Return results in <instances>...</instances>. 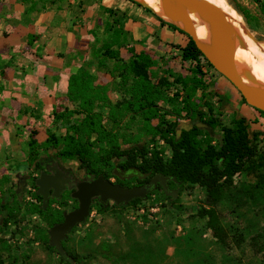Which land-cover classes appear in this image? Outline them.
I'll return each instance as SVG.
<instances>
[{"label": "rangeland", "instance_id": "374dc122", "mask_svg": "<svg viewBox=\"0 0 264 264\" xmlns=\"http://www.w3.org/2000/svg\"><path fill=\"white\" fill-rule=\"evenodd\" d=\"M225 1L239 14L249 37L264 46V15L259 5L253 0ZM131 56L124 59L119 54L117 62L107 57L102 59L107 77L104 79L105 85L97 87L107 97L105 104L108 106L126 99L120 69L114 66L126 64ZM178 62L182 63L181 60ZM181 65L182 73L181 70L173 69L167 74L159 67L152 69L149 77L156 85V93L164 98H172L178 93L175 98L180 104L183 90L176 80L180 78L188 82L197 76L202 82V89L196 92V98H202L199 103L203 122H194L186 117L176 119L168 115L164 118L165 123L159 125L160 134L155 136L141 132L144 126L137 122L130 124L125 132L132 131L137 135L141 132L139 142L132 147H137L138 152L143 147L147 157L157 152L167 163L171 158V148L165 138L172 133L179 136L181 131L190 129L196 123L201 130L198 139L202 149L208 143L219 149L223 143L224 130L235 129V123L243 119L255 156L248 159L241 171L223 184L221 198L214 206L223 229L222 238L213 235L207 220L198 213L200 208L207 206L206 190L199 185H179L175 182L169 183V188L177 191L174 200L159 187L144 201L121 207H115L110 202L105 211L98 200H94L87 220L75 226L64 241V249L73 262L61 259L49 244V231L53 226L50 227L48 220L41 215L30 214L28 210L32 205L40 204L34 197L36 190L31 188V182L42 171L46 172L52 161L78 181L91 174L90 167L79 160L68 161L57 154L63 147L66 123H73L74 119L80 118L78 115H66L68 120L54 117L48 134L59 139V143L56 147L51 143L47 150L40 152L33 176L30 175L29 193L26 190L20 196L19 204L13 205L15 211L11 216L0 213V261L3 264H264V123L252 128L247 120L239 117L241 112L237 100L242 101L241 94L204 57ZM215 78L227 84L236 94L237 100L231 91L223 94L215 91V88H223ZM163 79L166 81L163 82ZM157 104L160 107L167 106L162 100H157ZM99 105L103 103L99 101ZM75 107L66 109L74 110ZM97 111L105 115L101 108ZM158 122V119L152 120V125L157 126ZM103 123L108 129L113 125L106 119ZM91 141L95 145H109L95 136ZM110 165L115 169L119 161L112 160ZM115 179L114 174L109 178L110 181ZM131 182L138 183L137 180ZM15 186L14 191L17 189ZM73 191L68 189L64 192L59 199L61 203L52 205V209L63 212V215L74 210L77 201L71 198Z\"/></svg>", "mask_w": 264, "mask_h": 264}, {"label": "crops", "instance_id": "0c3cea01", "mask_svg": "<svg viewBox=\"0 0 264 264\" xmlns=\"http://www.w3.org/2000/svg\"><path fill=\"white\" fill-rule=\"evenodd\" d=\"M103 41L124 59L132 50L148 54L149 74L159 67L182 73L183 62L178 61L187 37L138 3L0 0V192L23 195L30 190L35 166L28 162V141L43 143L54 114L75 105L69 96L77 88V72L91 74L96 87L105 85L107 74L97 61ZM215 81L223 86L215 91H231L237 100L227 84ZM237 102L239 117L252 128L264 123V114Z\"/></svg>", "mask_w": 264, "mask_h": 264}, {"label": "trees", "instance_id": "16d2710c", "mask_svg": "<svg viewBox=\"0 0 264 264\" xmlns=\"http://www.w3.org/2000/svg\"><path fill=\"white\" fill-rule=\"evenodd\" d=\"M129 1L137 3L134 0ZM253 1L259 5L261 13L264 15V2L262 0ZM146 9L152 12L149 8ZM157 18L162 24L174 28L187 37L188 42L181 49L182 62H196L200 57H203L183 30L164 21L159 16ZM113 47L111 43L108 44L103 41V45L97 51L99 67L104 66L102 59L105 57L109 60L119 61V51L118 49L114 50ZM131 54L132 56L126 64L122 63L121 66H114V68L120 69L121 85L126 96L123 102L114 106L105 104L107 97L100 88L94 85V77L91 74L84 70L77 72L79 82L76 90L69 96L71 101L75 103V109H66L63 113L54 114V117L57 120H68L65 117L66 115L68 117L78 115L80 118L74 119L73 123H66L67 132L62 139L63 147L57 154L68 161L79 160L82 164L90 167L91 174L96 178L100 175L105 179L113 176L114 168L110 165V162L118 160L119 167L123 170L136 167L142 173H150V176L159 173L173 176L175 182L179 185L192 184L203 187L206 190L207 206L200 208L198 213L207 220V226L213 232V235L221 239L223 229L214 206L221 198L220 192L223 184L240 172L248 159L255 156L246 128L243 125V119L235 123V129L224 130L223 143L219 149L209 143L202 149L201 142L198 139L201 130L194 123L190 129L181 131L179 136L172 133L171 136L165 138L167 145L171 148L169 162L165 163L157 152H153L147 157L143 147L138 152L137 147H132V145L139 142L140 133L146 132V135L152 136L160 134L159 125L165 123V116H174L176 119L186 117L194 122H203V114L199 103L202 98L201 100L196 98V92L202 89V82L197 76L191 78L188 82L178 78L176 83L181 84L183 90L180 104H178V99L175 98L178 97V93L172 98H164L155 92L156 85L149 77L151 57L144 52L134 53L133 50ZM196 69L199 70V67L197 66ZM164 73L168 74L167 71H164ZM162 81L164 82L166 79ZM157 100L165 101L167 106L160 107ZM99 101L103 103L102 106L99 105ZM242 101L246 104L243 98ZM98 108H101L105 115L98 112ZM209 110H211L210 106ZM258 112L264 114L261 111ZM125 118L127 119L124 121ZM105 119L113 124L111 128L108 129L105 126L103 123ZM155 119L159 121L157 126L152 125V120ZM123 121L124 123L121 124ZM133 122L144 126V129L138 135L132 131L125 132ZM93 136L109 145H95L91 141ZM51 143L56 147L59 139L50 134L41 144L36 139H30L28 141L29 164L36 166L40 150H47ZM35 180L33 178L31 188H35L34 197L40 204L39 206L32 205L28 213L41 215L48 220L50 227L61 223L63 212L52 209V205L61 202L50 198L47 206L44 207L42 198L37 195ZM132 180H137L138 184L141 185L147 182L149 178L139 180L133 177L131 180L126 181L117 179V183L121 186H127L128 182ZM175 182H170V184ZM21 194H16L11 190L0 192V213L11 216V213L15 211L13 205L19 204ZM148 195H152V193ZM138 202H141V200H133L128 205H134ZM99 205L102 210H106V207ZM0 264L3 263L0 261Z\"/></svg>", "mask_w": 264, "mask_h": 264}, {"label": "water", "instance_id": "95a60500", "mask_svg": "<svg viewBox=\"0 0 264 264\" xmlns=\"http://www.w3.org/2000/svg\"><path fill=\"white\" fill-rule=\"evenodd\" d=\"M168 1L164 0L163 2L165 9ZM173 2L175 12L184 24V28L180 29L189 36L207 62L239 91L246 104L264 113V91L252 84L243 82L237 72L233 57L232 35L224 13L207 0H173ZM140 4L149 8L142 3ZM191 12H196L211 21L214 46L212 51L207 50L199 43L196 28L190 16ZM166 22L174 25L171 21ZM47 170L49 173L42 171L35 180L37 195L42 198L44 207L50 198L59 200L71 180V177L67 176L54 162ZM113 174L121 181L133 177L139 180L149 178V181L143 186L126 187L112 183L102 175L96 178L94 175L88 174L86 180L77 182L74 191L71 193V198L77 201V207L68 213H64L63 221L54 225L49 231V244L57 251L61 259L73 262V258L66 253L62 243L75 226L81 225L87 220L95 199H98V202L104 207H107L110 202L121 207L136 199L146 200L148 194L155 191L157 186L172 200L177 195V191L169 188V183L175 182L173 176L160 173L150 176V173H142L136 167L127 170L116 167Z\"/></svg>", "mask_w": 264, "mask_h": 264}, {"label": "bare ground", "instance_id": "6f19581e", "mask_svg": "<svg viewBox=\"0 0 264 264\" xmlns=\"http://www.w3.org/2000/svg\"><path fill=\"white\" fill-rule=\"evenodd\" d=\"M148 6L154 14L165 21H171L183 29L182 19L174 9L173 0H169L166 9L164 0H135ZM216 5L225 15L233 40V57L235 67L242 81L252 84L264 91V46L255 43L247 34L239 14L225 0H207ZM199 43L209 51L213 46V28L211 21L196 12H191ZM244 20V19H243ZM250 76V77H249Z\"/></svg>", "mask_w": 264, "mask_h": 264}, {"label": "flooded vegetation", "instance_id": "af4514ba", "mask_svg": "<svg viewBox=\"0 0 264 264\" xmlns=\"http://www.w3.org/2000/svg\"><path fill=\"white\" fill-rule=\"evenodd\" d=\"M55 163V162H54ZM55 164H57V163H55ZM53 165V161H52V164H51V166ZM49 167V166H48ZM48 167L46 168V172L47 173H49V171L47 170L48 169ZM60 167V166H59ZM119 167V166H118ZM63 172H65L66 173V175L67 176H70L71 177V180H70V183H69V185L66 187V190L64 191V192H66L68 189H75V184L77 183V182H80V181H84V180H86V176L84 177V179H82V180H76L72 175H71V173L70 172H68L67 170H63ZM88 175V174H87ZM116 178V177H115ZM119 180V179H118ZM128 180H131V179H128ZM122 181H126V180H122ZM149 181V180H148ZM147 181V182H148ZM147 182H145V183H143V184H141V185H139L138 183H133V182H131V181H129L128 182V184H127V186L126 187H134V186H143V185H145ZM112 183H117V178L114 180V181H112ZM118 184V183H117ZM120 185V184H119ZM157 187H159V186H157ZM96 200V199H95ZM98 200V199H97Z\"/></svg>", "mask_w": 264, "mask_h": 264}]
</instances>
